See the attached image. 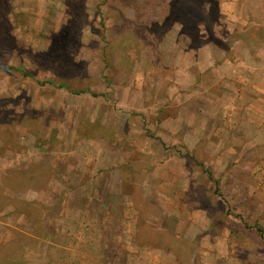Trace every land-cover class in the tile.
Wrapping results in <instances>:
<instances>
[{"label":"rangeland","instance_id":"obj_1","mask_svg":"<svg viewBox=\"0 0 264 264\" xmlns=\"http://www.w3.org/2000/svg\"><path fill=\"white\" fill-rule=\"evenodd\" d=\"M221 1L0 0V264H264Z\"/></svg>","mask_w":264,"mask_h":264},{"label":"crops","instance_id":"obj_2","mask_svg":"<svg viewBox=\"0 0 264 264\" xmlns=\"http://www.w3.org/2000/svg\"><path fill=\"white\" fill-rule=\"evenodd\" d=\"M220 13H227L232 16L235 23L234 37L236 39L231 63V72H234L237 81L241 83V90L237 91L235 101L242 99L247 104H261V115L264 114V0H229L219 2ZM213 50V59L210 63L202 64L200 61V71L213 69L214 73L220 75L221 70L216 66L217 51ZM205 51L206 48H203ZM204 53V52H203ZM241 65V67H240ZM238 70L241 72L238 73ZM222 76V75H221ZM224 76V75H223ZM222 76V77H223ZM219 78V77H218ZM249 89V90H248ZM245 109L244 113L252 111V106ZM203 229L200 228V232ZM155 248H157L155 246ZM172 258V253L168 254ZM230 262V261H229ZM150 263L157 264L156 256L150 258Z\"/></svg>","mask_w":264,"mask_h":264},{"label":"trees","instance_id":"obj_3","mask_svg":"<svg viewBox=\"0 0 264 264\" xmlns=\"http://www.w3.org/2000/svg\"><path fill=\"white\" fill-rule=\"evenodd\" d=\"M261 231H262V229H261Z\"/></svg>","mask_w":264,"mask_h":264}]
</instances>
